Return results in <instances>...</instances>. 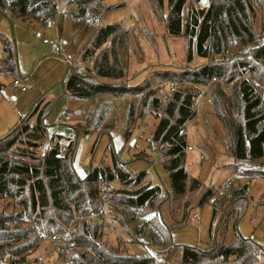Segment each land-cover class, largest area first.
Listing matches in <instances>:
<instances>
[{
	"label": "trees",
	"instance_id": "16d2710c",
	"mask_svg": "<svg viewBox=\"0 0 264 264\" xmlns=\"http://www.w3.org/2000/svg\"><path fill=\"white\" fill-rule=\"evenodd\" d=\"M105 1L72 0L68 5L73 29L83 30L89 38L79 53V64L66 66L67 79L61 85L67 96L93 105L85 126L73 130L76 137L93 132L98 136L109 134L116 129V122L111 127L100 125L110 110L124 103L121 127L126 139L147 114L154 115L158 123L149 148L160 155L170 189L167 192L143 184L145 173L129 172L111 146V166H90L88 174L79 177L73 168L76 141L66 144L64 156L59 157L63 136L49 135L44 123L48 103L40 98L0 137V201H8L12 208L8 213L0 211V264H38L33 254L42 241L54 234L63 235L66 230L69 232L63 242L72 264H157L150 248L172 250L171 230L186 225L190 214L186 208L180 220L168 222L163 206L201 187L185 172L184 125L196 116L204 90L211 113L226 133L225 149L233 159L231 168L237 170L264 157V0H206L205 5H201L202 0H151L155 12L163 16L166 35L184 41L186 65L183 69L152 72L151 78L136 86L128 84L121 56L123 51L128 53L131 41L136 39L134 29L102 24L110 10L104 6ZM115 1H122V5L128 0ZM257 13L258 32L254 28ZM57 16L53 0H0V17L9 22L21 20L48 27ZM231 48L239 52L230 54ZM0 49V72L15 74L14 40L0 33ZM195 56L205 63L190 67ZM170 83L175 84L174 91L164 93L165 85ZM53 139L57 142L37 155L41 143ZM16 144L22 148L11 150ZM136 157L146 159L144 154ZM247 173L252 178L264 177V162ZM113 182L120 189L109 195V221L124 227L142 220L125 231V239L119 238L114 246L104 240L107 232L102 222L80 219L90 211H98L103 189L112 187ZM247 195L244 186L211 203L214 214L222 210L217 233L223 238L232 224L233 242L183 247L180 264H255L260 246L237 231ZM212 198L214 193L208 189L198 205ZM20 218L33 220L35 226L18 222ZM125 243L141 244L145 254L128 253ZM56 257L62 259L63 250H58Z\"/></svg>",
	"mask_w": 264,
	"mask_h": 264
},
{
	"label": "rangeland",
	"instance_id": "374dc122",
	"mask_svg": "<svg viewBox=\"0 0 264 264\" xmlns=\"http://www.w3.org/2000/svg\"><path fill=\"white\" fill-rule=\"evenodd\" d=\"M58 8L55 22L48 27H38L25 24L21 20L12 22L0 17V33L14 40L17 58V72L15 74H0V112L6 118L8 125L6 134L25 116L38 99L43 98L47 107L45 109L44 123L48 127L49 135H71L76 141L73 162L80 170L87 173L90 166L95 167L102 163L111 166L110 146L122 161L129 172H144L143 184L159 186L169 191V180L160 162H157V151L149 148L152 132L158 119L147 114L142 123H138L131 135L124 138L121 119L125 104L110 110L101 127H111L115 121L116 129L109 134L98 136L95 132L89 135L79 134L76 137L73 129L82 128L86 117L91 113L92 106L89 101L77 100L65 94L61 82L67 79L65 55L74 58L75 65L79 64L78 56L89 34L83 30L74 31L69 12V3L72 0H53ZM108 0L104 6L110 10L104 15L101 23L104 25H121L134 29L135 41H131L128 53L121 52L125 64L128 84L141 85L153 75L152 72L161 69H182L186 65L184 41L179 38L168 37L164 31L163 16L155 12L151 0ZM206 4V3H205ZM204 4V5H205ZM201 5H203L201 3ZM162 13H166V3ZM162 17V18H161ZM254 28L260 29L259 15L257 13ZM52 40L59 44V50L52 52L43 40ZM230 54L239 50L231 48ZM1 55V49H0ZM204 59L195 56L190 67L200 66ZM19 79L21 85L12 86L13 79ZM169 85V84H168ZM165 85L163 92L169 91ZM24 88V91L20 90ZM208 95L202 92L198 100L197 114L184 125L186 145L191 151H186L185 172L189 178L200 182L201 187L188 192L183 197L165 203L162 208L163 215L168 222L181 219L182 212L188 208L189 217L186 225L171 230L172 250L162 247H152L150 251L157 260V264H180L181 248L206 247L214 242H233L234 234L232 224L229 225L226 235L222 238L218 233V226L222 219V210L214 214L213 205L205 201L198 205L202 193L208 189L214 193V198L220 199L228 191H238L244 186L248 189V203L237 223L238 233L245 239H250L261 248L255 264H264V177L252 178L247 172L264 162V157L251 162L249 165L234 170L232 157L226 152L227 136L216 117L211 113ZM100 102V101H98ZM69 117V121L58 124L61 115ZM4 134H0V137ZM42 144V143H41ZM95 144V147L93 148ZM22 148L16 144L15 148ZM42 149L36 153L42 154ZM144 154L146 159L136 157ZM29 161V160H28ZM153 162L154 164H150ZM32 163V161H31ZM226 182L231 186L225 188ZM115 190L120 189L117 182L112 183ZM12 210L8 201H0V211ZM194 215L196 217H194ZM142 222L138 219L124 227L114 225V231L107 232L104 240L110 245H116L119 238L125 239V231H130ZM128 253L141 256L145 249L141 244L125 243ZM50 243L44 239L33 254L40 264H62L63 258L57 259L55 252H50Z\"/></svg>",
	"mask_w": 264,
	"mask_h": 264
},
{
	"label": "built area",
	"instance_id": "2783aa9c",
	"mask_svg": "<svg viewBox=\"0 0 264 264\" xmlns=\"http://www.w3.org/2000/svg\"><path fill=\"white\" fill-rule=\"evenodd\" d=\"M43 44L48 45L51 48L52 52H56L57 50H59V44L58 43L56 44L52 40L45 39V40H43ZM63 61L65 62V64L68 67L74 66L75 60L70 55H65L63 57ZM80 69H82V68L80 67ZM245 77H248V75H246ZM220 81L221 80L212 79V82H220ZM20 85H21V82L19 79H17V78L13 79V81H12L13 87H18ZM168 89H169V92H173L175 89V84L170 83L168 85ZM20 90L24 91V88L20 87ZM204 94H207L206 90H204ZM68 121H69V117L64 115V114L59 116V118H58V124H63V123L68 122ZM72 140H73V137L71 135L63 136V140L59 143V145H60L59 157L64 156V146ZM56 142H57L56 139L43 142L41 144L42 151L45 152L50 146L54 145ZM191 150H192L191 147H187V151H191ZM155 160L157 162H160V160H161L160 155H157ZM230 186H231V183L226 182L225 188H228ZM113 190H114L113 187H107V188L103 189V191L101 193L102 202L99 206L98 211H90L87 215L81 217L80 219H83L85 221L102 222L104 224V230L106 232L114 231V226L109 221V210L112 208V204H111V200L109 198V195L113 192ZM214 201H215V198H212L209 202L213 203ZM194 217H196V216H194ZM18 222L26 223L30 226H35L33 220H27L26 218H20L18 220ZM16 223L17 222H15L14 224H16ZM68 232H69V230H66L65 234H63V235L54 234L48 239L49 243H50V252L56 253L58 250H63V252H64L63 264H72V261L70 259L69 250L64 247V242H63V238L66 236V234ZM50 252L48 253V255H50Z\"/></svg>",
	"mask_w": 264,
	"mask_h": 264
},
{
	"label": "crops",
	"instance_id": "0c3cea01",
	"mask_svg": "<svg viewBox=\"0 0 264 264\" xmlns=\"http://www.w3.org/2000/svg\"><path fill=\"white\" fill-rule=\"evenodd\" d=\"M74 31H78V30H74ZM1 58H2V52L0 55V59ZM0 74H7V73L0 72ZM0 89H1V87H0ZM89 102L91 103V106H92V102L91 101H89ZM87 117H86V119H87ZM7 128H8V125L6 123V118H4L3 114L0 112V134H4L6 132L5 130H7ZM73 168L75 169L78 176L81 178H84L88 174L85 170H80L78 165H76V162H73ZM38 264H40V263H38Z\"/></svg>",
	"mask_w": 264,
	"mask_h": 264
},
{
	"label": "water",
	"instance_id": "95a60500",
	"mask_svg": "<svg viewBox=\"0 0 264 264\" xmlns=\"http://www.w3.org/2000/svg\"><path fill=\"white\" fill-rule=\"evenodd\" d=\"M201 3L204 5L206 3V0H202Z\"/></svg>",
	"mask_w": 264,
	"mask_h": 264
}]
</instances>
